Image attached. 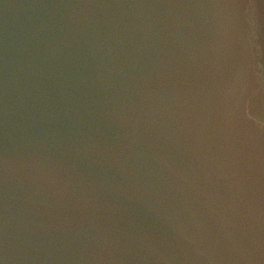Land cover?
Listing matches in <instances>:
<instances>
[{"label": "water", "instance_id": "95a60500", "mask_svg": "<svg viewBox=\"0 0 264 264\" xmlns=\"http://www.w3.org/2000/svg\"><path fill=\"white\" fill-rule=\"evenodd\" d=\"M0 264H264V0H0Z\"/></svg>", "mask_w": 264, "mask_h": 264}]
</instances>
